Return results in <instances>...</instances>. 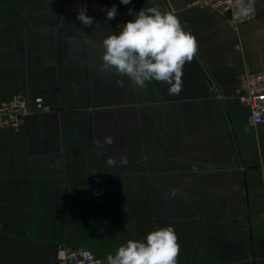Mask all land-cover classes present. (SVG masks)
<instances>
[{
    "label": "crops",
    "instance_id": "1",
    "mask_svg": "<svg viewBox=\"0 0 264 264\" xmlns=\"http://www.w3.org/2000/svg\"><path fill=\"white\" fill-rule=\"evenodd\" d=\"M191 1L0 0V103L51 108L0 130V264H58L60 247L114 255L169 225L178 264H264V124L239 102L242 76L264 70V0L239 28ZM149 6L197 41L178 95L100 68L102 40Z\"/></svg>",
    "mask_w": 264,
    "mask_h": 264
},
{
    "label": "clouds",
    "instance_id": "2",
    "mask_svg": "<svg viewBox=\"0 0 264 264\" xmlns=\"http://www.w3.org/2000/svg\"><path fill=\"white\" fill-rule=\"evenodd\" d=\"M129 5L132 0H120ZM106 12V20L115 19L118 9L114 5ZM133 16V9H128ZM85 27H91L94 17L87 14V4H82L76 17ZM99 24L98 22L96 25ZM119 32H111L102 40L104 49L100 68L127 77L134 88L144 89L153 81L163 82L169 95H178L183 87V68L197 54L195 37L184 30L177 16L162 12L158 6L143 7L132 20L118 24ZM118 83H123L118 81ZM104 144L111 145L114 138L106 136ZM99 143V141H98ZM116 160L107 159L109 166ZM120 163L127 164L121 157ZM177 194L173 189L171 196ZM126 227V226H125ZM180 245L173 226L149 232L143 241L128 240L119 246L114 255H108L106 264H178Z\"/></svg>",
    "mask_w": 264,
    "mask_h": 264
},
{
    "label": "built area",
    "instance_id": "3",
    "mask_svg": "<svg viewBox=\"0 0 264 264\" xmlns=\"http://www.w3.org/2000/svg\"><path fill=\"white\" fill-rule=\"evenodd\" d=\"M191 5L207 6L228 16L230 23L239 28L253 21L257 12L253 0H192ZM239 102L250 109V124H264V70H248L241 78ZM50 106L40 96H15L0 103V130L20 128L33 110L49 112ZM110 253L97 254L82 248L60 247L58 264H106Z\"/></svg>",
    "mask_w": 264,
    "mask_h": 264
}]
</instances>
